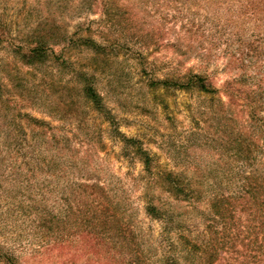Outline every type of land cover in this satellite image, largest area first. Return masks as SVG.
Segmentation results:
<instances>
[{"label": "rangeland", "instance_id": "rangeland-1", "mask_svg": "<svg viewBox=\"0 0 264 264\" xmlns=\"http://www.w3.org/2000/svg\"><path fill=\"white\" fill-rule=\"evenodd\" d=\"M41 37L49 59L26 64L19 48ZM189 70L218 91L158 82ZM170 171L189 198L166 191ZM259 183L264 0H0V264H264ZM217 195L236 213L215 214Z\"/></svg>", "mask_w": 264, "mask_h": 264}, {"label": "trees", "instance_id": "trees-1", "mask_svg": "<svg viewBox=\"0 0 264 264\" xmlns=\"http://www.w3.org/2000/svg\"><path fill=\"white\" fill-rule=\"evenodd\" d=\"M80 39L82 40V42L85 45H89L92 46L95 49H101L103 45L97 43V41H95L92 37H80ZM35 44L31 45L27 48H19L18 53L20 54V56L22 57V60L29 65H37V64H43L45 62H47V60L49 59V54H48V48H51L50 46H52L50 43V41H48L47 39H44L43 37L41 38H37L35 40ZM161 85H164L166 87H177L179 89H196L200 92H204L207 94H215L218 91L217 86L214 84V82L212 81L210 75H206V74H201V73H197L194 71L189 70L184 77H180V78H166L163 79L161 81H158ZM230 83V81H228V84ZM155 84H158L157 82H155ZM83 92L84 95L87 99H89L93 106L98 109V110H105V106L103 103V97L102 95L98 92V90L96 89V87L90 83V82H85L83 85ZM110 117V115L108 116ZM125 141L131 145H134L136 143V140L133 138H129V137H124ZM136 154L143 160L144 162V166L145 169L151 173L152 172V165H153V159L152 156L149 154V152H147L146 150H144L142 148V146H137L136 147ZM246 179H250V178H246ZM165 186H166V191H170L172 192L174 195H176L177 197H180L181 195H184L186 198H189V194L192 193L193 189L192 188H188V185L181 179V177L174 172H167L165 173V176L163 177ZM251 186V185H250ZM264 189V184L263 183H259V185H256V187H251V190L247 191L248 193L250 192L251 195V202H253L254 204L258 203L262 196L257 195V193L260 190V187ZM192 191H190V190ZM257 190V193L255 194L254 191ZM261 191H264L261 189ZM226 197L219 196L217 195L216 197H214L213 199V203H212V208L214 209V213L215 214H219L220 216H225L224 213L227 211H231V213L235 212V207L234 208H230L229 205H231V202H226ZM225 203V206H224ZM226 203H228V205L226 206ZM262 204L264 205V199L262 201ZM147 213L154 217V218H160L163 220H168V216L170 215V211L168 209H166L165 207H161L158 206L157 204L154 203L153 200L150 199V201H148L147 204ZM236 213V212H235ZM264 225V223H263ZM123 227H120L118 230V233H112L109 234L110 229L106 230V235L103 236V240L105 241V244L109 247L110 244L114 243V239L117 238L119 240V236L123 235L124 236V231H121ZM121 229V230H120ZM109 236V240H105L106 236ZM217 239L216 241H213V247L211 249L213 250H217L218 248V244H217ZM264 243V241H263ZM190 243H188L189 245ZM210 243H204L203 245H199L198 243H194L192 244L190 247L191 248H201L202 251H206L207 246H209ZM262 245V249L264 251V245L261 243ZM261 249V250H262ZM206 254H209V256L204 257V259H206V263L205 264H213L212 259H210V257L213 256V253H208L206 252ZM212 255V256H211ZM2 260H5L6 264H20L17 260V258L12 255L11 253H5V255L2 256ZM260 261L259 260V256L257 255H246V259L243 260V262H246V264H250L252 262H256V261ZM264 262V261H263Z\"/></svg>", "mask_w": 264, "mask_h": 264}]
</instances>
